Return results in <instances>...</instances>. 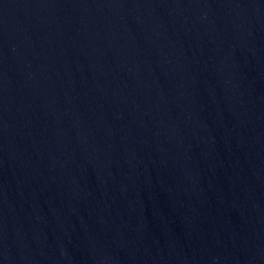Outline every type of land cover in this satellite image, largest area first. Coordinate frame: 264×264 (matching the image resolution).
<instances>
[{"label":"water","instance_id":"1","mask_svg":"<svg viewBox=\"0 0 264 264\" xmlns=\"http://www.w3.org/2000/svg\"><path fill=\"white\" fill-rule=\"evenodd\" d=\"M0 264H264V0H0Z\"/></svg>","mask_w":264,"mask_h":264}]
</instances>
